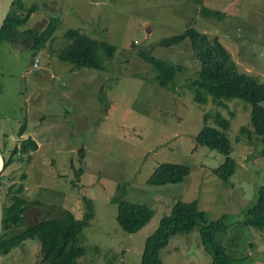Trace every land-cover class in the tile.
Masks as SVG:
<instances>
[{
	"label": "rangeland",
	"instance_id": "1",
	"mask_svg": "<svg viewBox=\"0 0 264 264\" xmlns=\"http://www.w3.org/2000/svg\"><path fill=\"white\" fill-rule=\"evenodd\" d=\"M21 1L25 8L37 5L19 27L21 36L26 28L42 32L52 16H58L61 23L41 51L0 45L1 129L9 133L12 147L28 135L38 144L30 159L18 160L15 154L2 170L4 190L23 183L28 200L41 202L33 205L40 210L37 220L45 215L61 219L64 208L80 219L86 211L84 198L89 199L94 216L80 235L86 248L80 264H138L147 237L178 200H197L211 219L224 214L241 218L264 184V140L251 125L252 104L241 99L225 101V107L211 101L198 104L189 89L199 69L190 41L168 47L159 42L194 27L212 40L217 37L240 71L264 82V0ZM203 8L219 10L224 16H205ZM69 28L116 46L114 56L103 59L104 70H72L71 63L59 58L68 43L65 32ZM21 40L17 44L22 45ZM143 48L185 67L173 91L152 79L154 69L139 56ZM206 111L231 117L227 135L238 165L229 183L213 171L224 154L195 139ZM208 122L215 123L212 117ZM21 125L24 132L18 135L15 131ZM242 126L249 132L242 131ZM79 149L84 150V157ZM163 161L187 164L189 175L179 183L150 185L151 172ZM74 166H82L80 178ZM22 172L25 179L20 178ZM120 183L126 184L127 200L154 211L149 223L134 233L116 221L117 204L111 198ZM223 241L236 243L227 250L233 257L229 264H264V231L232 224ZM27 245L33 249L32 264H42L37 239L20 245L13 259L28 264L31 249L19 252ZM160 256L172 264H213L196 228L173 235Z\"/></svg>",
	"mask_w": 264,
	"mask_h": 264
},
{
	"label": "trees",
	"instance_id": "2",
	"mask_svg": "<svg viewBox=\"0 0 264 264\" xmlns=\"http://www.w3.org/2000/svg\"><path fill=\"white\" fill-rule=\"evenodd\" d=\"M36 10L37 5L25 8L21 0H16L0 32V45L2 42L12 45L19 42L22 37L19 26L25 24ZM202 13L217 18L224 16L223 12L210 8H203ZM59 23H61L60 18L52 16L40 34H37L36 29L27 30L28 33L34 34L33 48H44L48 39L56 32ZM65 37L68 43L61 48L59 58L71 63L72 70L80 68L104 70L103 59H111L116 51L115 45L106 40H97L79 28H69L65 32ZM185 39L190 41L192 55L199 62L196 76H193L189 83L193 100L201 105L211 101L222 107L226 106L225 101L233 99H241L252 104L251 125L264 140V106L261 105L264 101V82L252 74L240 71L232 54L217 37L212 40L207 33L194 27H187L180 33L165 37L159 44L168 47L179 44ZM138 52L139 56L154 69L155 75L152 79L156 84L173 91L176 77L185 71V67L151 54L150 48H143ZM211 117L215 122L213 124L208 122ZM203 123L195 137L196 142L224 154L223 161L214 167L213 171L224 183H229L238 165L236 158L232 156V140L227 135L232 125L231 117L225 116L221 111H216L213 116L206 111L203 113ZM23 129L24 125H21L18 134L22 133ZM241 130L249 132L245 126H242ZM37 146V141L32 136L22 138L19 145L16 144L12 149L11 156L5 160L4 166L12 162V156L18 154V151H20L18 160L30 159ZM79 151L81 157H84V150L79 149ZM82 171V166L79 169L75 168L78 178L81 177ZM189 172L190 168L185 163L163 161L151 172L148 183L150 185L179 183L189 175ZM4 178V175L0 177L1 186L4 185ZM20 178H26L25 172H22ZM23 189V183H13L3 194L4 220L0 237V254L10 252L11 248L26 239L37 237L41 242L42 260L47 264H80V257L86 252L80 235L94 216L92 202L84 198L86 211L80 219L72 211L64 208L61 219L46 217L28 227L25 224L27 208L30 205H41V202L29 201ZM116 190V195L111 198L112 202L117 204L116 221L128 233L139 231L149 223L154 214L153 209L146 204L127 200L125 183L118 184ZM23 223L24 228L20 229ZM232 224L264 231V184L259 187L254 202L242 211L241 218L238 219L229 214L211 219L206 211L199 208L197 200L174 202L170 211L161 217L156 229L147 237L138 264H172L161 258V250L166 247L173 235L187 234L194 228L198 230L205 251L210 252L212 263L229 264L233 257L227 250L236 243L232 241L229 245L223 241V238L227 236L228 228ZM234 239L240 238L235 236Z\"/></svg>",
	"mask_w": 264,
	"mask_h": 264
},
{
	"label": "flooded vegetation",
	"instance_id": "3",
	"mask_svg": "<svg viewBox=\"0 0 264 264\" xmlns=\"http://www.w3.org/2000/svg\"><path fill=\"white\" fill-rule=\"evenodd\" d=\"M23 25V24H22ZM21 26V25H20ZM19 26V27H20ZM29 29H32V28H26V29H24L23 30V34H22V40L24 41H22L21 42V44L22 45H19V44H17V43H14V46H18L19 48H21V49H24V47H26V46H30V47H32L33 48V46H34V44H33V42H32V39H33V37H34V34H32V33H28L27 32V30H29ZM37 31H38V29H36ZM19 32H20V29H19ZM41 32H37V34H40ZM45 48V47H44ZM44 48H42V49H34L35 51H41V50H43ZM35 66H38V59H36L35 60ZM2 107L0 106V119L2 118ZM1 122H0V150H1V152H2V154H3V156H4V158H5V160L6 159H9V157L11 156V153L9 154V151H12V150H10L9 148H11V149H13L14 147H12L10 144H8V140H12L11 138L9 139V137H10V135H9V133L7 134V132H5V130H3V129H1ZM3 126V125H2ZM16 132V134L18 133V131H15ZM23 132H24V130H23ZM23 132L22 133H20V134H23ZM20 134H18V135H20ZM26 137V136H25ZM22 138H24V137H22ZM21 138V139H22ZM20 142V141H19ZM14 146H16V144L14 145ZM32 152V151H31ZM19 153H20V151H18V155H19ZM15 155V154H14ZM13 155V156H14ZM12 156V157H13ZM18 158V157H17ZM11 164V163H10ZM9 164V165H10ZM8 165V166H9ZM8 166H4V168H6V167H8ZM2 175H4V174H2ZM1 175V176H2ZM3 182H4V185L3 186H1V188H2V192H3V194L5 193V191L6 190H4V187H5V182H6V179L4 178L3 179ZM24 188H25V186H24ZM29 207H31V209L29 208ZM28 208H27V210H26V226H31V225H33V224H35V223H37L38 222V220H37V212H35L34 211V207H33V205H30ZM43 215H45V214H43ZM46 217H47V215H45ZM25 218V217H24ZM41 220V219H40ZM24 228V223H23V225L22 226H20V229H23ZM33 239H37L38 240V238L37 237H34ZM28 240H31V239H26V240H24V241H22L18 246H15L14 248H11V251L10 252H8V253H5V254H0V264H18V258H17V260L15 259H13L14 258V255L17 253V251H18V247L19 248H21V246L20 245H22L23 243H25L26 241H28ZM38 241H40V240H38ZM28 248H30L31 249V247L29 246V245H27V249L24 251V249H23V251H21V249H20V251L19 252H22V253H28ZM32 253H33V249H31V257L29 258V262H28V264H32ZM42 253V252H41ZM22 255V254H21ZM13 256V257H12ZM3 257H6V260L5 261H3ZM25 258H26V254H25ZM42 258H43V256H41V258H40V261L42 262V264H47L46 262H44L43 260H42ZM26 264V263H25Z\"/></svg>",
	"mask_w": 264,
	"mask_h": 264
},
{
	"label": "water",
	"instance_id": "4",
	"mask_svg": "<svg viewBox=\"0 0 264 264\" xmlns=\"http://www.w3.org/2000/svg\"><path fill=\"white\" fill-rule=\"evenodd\" d=\"M15 1L16 0H0V32L8 18L10 10ZM0 160H1V165H0V177H1V172L4 169V165H5V158L1 150H0ZM3 220H4V201H3V192L0 185V237L3 229Z\"/></svg>",
	"mask_w": 264,
	"mask_h": 264
},
{
	"label": "crops",
	"instance_id": "5",
	"mask_svg": "<svg viewBox=\"0 0 264 264\" xmlns=\"http://www.w3.org/2000/svg\"><path fill=\"white\" fill-rule=\"evenodd\" d=\"M34 211L37 212V211H40V210H38V209L35 208Z\"/></svg>",
	"mask_w": 264,
	"mask_h": 264
},
{
	"label": "bare ground",
	"instance_id": "6",
	"mask_svg": "<svg viewBox=\"0 0 264 264\" xmlns=\"http://www.w3.org/2000/svg\"><path fill=\"white\" fill-rule=\"evenodd\" d=\"M0 165H1V160H0Z\"/></svg>",
	"mask_w": 264,
	"mask_h": 264
}]
</instances>
